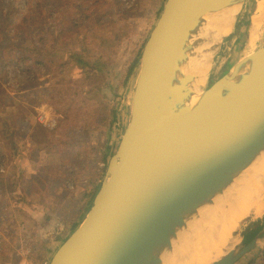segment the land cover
Wrapping results in <instances>:
<instances>
[{"label": "water", "instance_id": "obj_1", "mask_svg": "<svg viewBox=\"0 0 264 264\" xmlns=\"http://www.w3.org/2000/svg\"><path fill=\"white\" fill-rule=\"evenodd\" d=\"M246 1L166 0L143 46L129 116L104 178L48 264L167 259L249 177L264 157V45L214 80L186 116L173 108L171 91L189 50L205 46L200 31L227 15L235 16L234 28ZM255 221L241 220L233 231L237 249L214 264H236L258 246L264 228L244 243Z\"/></svg>", "mask_w": 264, "mask_h": 264}, {"label": "rangeland", "instance_id": "obj_2", "mask_svg": "<svg viewBox=\"0 0 264 264\" xmlns=\"http://www.w3.org/2000/svg\"><path fill=\"white\" fill-rule=\"evenodd\" d=\"M16 1L23 11L14 23L26 10V0ZM31 2L40 17L34 23L29 18L35 44L28 53L45 65L24 62L18 49L17 65L0 66V264H48L86 215L120 141L140 55L166 0H90L84 7H77L83 0H66L64 6L42 3L43 11L38 0ZM62 10L95 15L87 25L93 22L95 32L82 28L95 52L87 71L67 70L61 65L66 53L52 51V20ZM253 10L254 0H247L236 27L214 54L208 87L244 49L264 45L263 24L254 46L245 48ZM69 31L76 34V28ZM70 45L75 48L76 41ZM57 57L59 73L46 74L48 60ZM263 228L264 213L249 227L244 243ZM236 264H264V239Z\"/></svg>", "mask_w": 264, "mask_h": 264}, {"label": "bare ground", "instance_id": "obj_3", "mask_svg": "<svg viewBox=\"0 0 264 264\" xmlns=\"http://www.w3.org/2000/svg\"><path fill=\"white\" fill-rule=\"evenodd\" d=\"M211 23L209 29H202V44L194 45L192 50L181 62L172 86L173 94L177 96L173 108L178 111H190L208 88L207 77L212 55L217 50L214 44L209 51L211 41L218 40L222 35L232 31L235 16L227 15L222 21ZM210 24V23H209ZM250 29L245 38V48L253 47L264 24V0H254V10L250 18ZM211 30V31H210ZM210 31V32H209ZM207 46V47H206ZM256 50L247 52L244 49L235 58V64L240 65L251 57ZM188 73V77H184ZM182 75V76H181ZM264 213V157L253 168L249 177L228 198L227 203L218 209L217 215L205 220L198 227V235L179 241L171 250L167 259L154 264H214L237 249L234 245L237 236L233 231L241 220L249 216L257 218ZM181 242V243H180Z\"/></svg>", "mask_w": 264, "mask_h": 264}, {"label": "trees", "instance_id": "obj_4", "mask_svg": "<svg viewBox=\"0 0 264 264\" xmlns=\"http://www.w3.org/2000/svg\"><path fill=\"white\" fill-rule=\"evenodd\" d=\"M89 1L90 0H83V4H78L77 7H84L85 4L89 3ZM19 3L21 2H17L16 0H0V66L3 70H7L9 67L17 65L18 61L15 62V60L17 57L16 50L18 49L23 51L21 58L24 62L28 63L30 61V65H45L43 59L38 58L35 53H28V51L31 50L32 46L35 44L33 29L28 27V25H32L29 24V18H31L34 23V20H37L40 16L34 15L31 0H26V10L24 11L23 16L18 22L14 23L13 18L17 15V12L23 11L19 8ZM42 3L45 5L57 3L64 6L66 0H55L54 2H52V0H38L37 8H39L41 11H43V7L40 6ZM4 7L5 10H3ZM49 9L52 10L54 7L51 6ZM59 11L60 9H58L57 12ZM64 11L65 10H62L61 13H58V15L52 20V23L55 25L50 34L51 37L49 40L52 51L54 54H56V52L61 49L64 51V54L66 53L65 60L61 63V65L64 68H67V70L73 71L74 68H78L87 71L93 68V66L90 64H92L95 60V52L92 51V45L89 43V40L92 41V39L88 38L89 34L82 33V28L87 27L90 20L93 16L95 17V15L92 12H86L83 17H80V13H78V15L74 12ZM56 22H59V27H56ZM69 28L71 30L76 28V34H72L69 31ZM87 29V31L95 32L93 22L87 27ZM16 37L18 38L17 41H15ZM71 40L76 41L77 48L71 47ZM22 44L25 48L22 47ZM34 48L38 49L36 46H34ZM58 59L59 58L57 57L56 60L54 58V61L48 60V62H51L49 64L51 67L47 66L46 74L56 75L59 73V65L56 62ZM100 87V85L96 86L98 90L101 89ZM45 93L48 94V90L45 91ZM96 111L99 112V107L96 109Z\"/></svg>", "mask_w": 264, "mask_h": 264}, {"label": "built area", "instance_id": "obj_5", "mask_svg": "<svg viewBox=\"0 0 264 264\" xmlns=\"http://www.w3.org/2000/svg\"><path fill=\"white\" fill-rule=\"evenodd\" d=\"M0 198H1V194H0ZM25 264H28V263H25Z\"/></svg>", "mask_w": 264, "mask_h": 264}]
</instances>
